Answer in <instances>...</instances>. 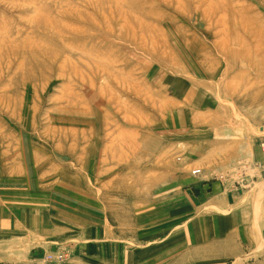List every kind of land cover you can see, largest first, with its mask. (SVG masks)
<instances>
[{
	"label": "rangeland",
	"instance_id": "obj_1",
	"mask_svg": "<svg viewBox=\"0 0 264 264\" xmlns=\"http://www.w3.org/2000/svg\"><path fill=\"white\" fill-rule=\"evenodd\" d=\"M263 243L264 0H0V264Z\"/></svg>",
	"mask_w": 264,
	"mask_h": 264
},
{
	"label": "crops",
	"instance_id": "obj_2",
	"mask_svg": "<svg viewBox=\"0 0 264 264\" xmlns=\"http://www.w3.org/2000/svg\"><path fill=\"white\" fill-rule=\"evenodd\" d=\"M243 148L245 147V146H247L249 149H252L253 148V145H252V147L251 146H249V145H251V141L250 140H246V141H243ZM240 145V144H239ZM236 149H238V153L236 154V156L234 157V158H236V157H238V158H242V148L240 147V146H238V145H236V147H235ZM258 148H257V145H256V150H257ZM243 159H245V161H248V159H251V157H250V155H247V157L245 156ZM253 159V158H252ZM251 159V160H252ZM256 160V159H255ZM255 162H257V161H255ZM258 172H261L262 171V167L261 168H257L256 169ZM213 223H215L216 224V226H214L213 224H211V226H209L208 228H210L211 230H208L206 233H205V235L206 236H209V237H212V236H214V234L216 233V230H220V229H222V228H226V225L230 228V227H233V225H235L236 224V222L235 221H233V220H229V222L228 223H225V225H217V223L216 222H213ZM219 224V223H218ZM253 242V243H252ZM254 242H256V241H251L250 242V244H254ZM261 245L262 244V242L261 243H258V242H256V246H258V245ZM263 246H264V243H263Z\"/></svg>",
	"mask_w": 264,
	"mask_h": 264
},
{
	"label": "bare ground",
	"instance_id": "obj_3",
	"mask_svg": "<svg viewBox=\"0 0 264 264\" xmlns=\"http://www.w3.org/2000/svg\"><path fill=\"white\" fill-rule=\"evenodd\" d=\"M197 170H198L197 172L200 171V169H197ZM52 262H54L53 259L45 258L43 260L25 261V262H18V263H15V264H52Z\"/></svg>",
	"mask_w": 264,
	"mask_h": 264
},
{
	"label": "built area",
	"instance_id": "obj_4",
	"mask_svg": "<svg viewBox=\"0 0 264 264\" xmlns=\"http://www.w3.org/2000/svg\"><path fill=\"white\" fill-rule=\"evenodd\" d=\"M197 171H198V170H195V173H198Z\"/></svg>",
	"mask_w": 264,
	"mask_h": 264
}]
</instances>
